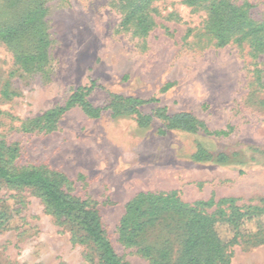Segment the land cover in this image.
Returning a JSON list of instances; mask_svg holds the SVG:
<instances>
[{
	"label": "rangeland",
	"instance_id": "obj_1",
	"mask_svg": "<svg viewBox=\"0 0 264 264\" xmlns=\"http://www.w3.org/2000/svg\"><path fill=\"white\" fill-rule=\"evenodd\" d=\"M140 2L0 0L5 160L17 172L41 170L89 202L127 264H153L142 249L166 239L175 260L185 238L170 234L177 218H163L145 244L123 243L126 206L141 193L264 207V54L251 40L217 46L227 32L237 38L264 25V0H145L143 11ZM221 3L242 9L251 26L216 19L211 6ZM141 15L151 24L145 33ZM93 84L85 101L100 117L75 104L47 122V112ZM129 99L144 104L132 112ZM181 114L194 117L196 132L169 129L167 117ZM78 221L53 214L35 190L0 184V264H98L95 248L72 239ZM227 254L228 264H264V234Z\"/></svg>",
	"mask_w": 264,
	"mask_h": 264
},
{
	"label": "trees",
	"instance_id": "obj_2",
	"mask_svg": "<svg viewBox=\"0 0 264 264\" xmlns=\"http://www.w3.org/2000/svg\"><path fill=\"white\" fill-rule=\"evenodd\" d=\"M189 6H196L198 0H186ZM145 0L138 5L144 10ZM211 13L216 19L237 20L240 26L249 28L251 23L247 22V14L232 4H213ZM133 14H130L125 22H128ZM143 24V32L151 28L146 23L144 16L139 18ZM264 32V25L255 26L243 32L239 37L233 38L226 34L220 38L217 46L229 45L232 40L241 43L245 40L255 41L257 50L264 54V42L258 39V34ZM233 40V41H234ZM94 89L79 88L71 97L66 107L56 108L46 113L44 118L48 123H55L69 111L73 105L79 104L89 117H100V111L85 101V97ZM131 111L138 112V106L144 104L141 100L129 99ZM169 129H183L187 132H196L195 119L190 114H181L167 117ZM7 153L0 142V184L10 188H28L37 191L53 214L70 218L77 214L80 216L78 227L72 230V239H82L81 242H88L95 248L98 254V264H127L116 253L112 243L106 236L101 224L98 211L90 208L87 201L67 194L61 189V180L44 174L41 170L30 169L15 171L9 167L8 160H5ZM206 155V154H205ZM205 156H196L197 160ZM226 159L225 156H218V160ZM203 160V159H202ZM216 206V210L209 213L207 210ZM127 213L121 223V240L126 246H139L144 243L147 232L156 227L154 222L163 218H177L178 226L170 230L171 235L185 237L180 243L179 256L172 258V242L166 239L163 246L156 248L147 246L142 249L144 255L151 258L153 264H228L231 254H227L229 248L240 239L264 234V207L236 205L234 199H223L219 202L199 201L193 204L183 202L176 191L160 193H141L127 204ZM182 224V227L180 225Z\"/></svg>",
	"mask_w": 264,
	"mask_h": 264
}]
</instances>
